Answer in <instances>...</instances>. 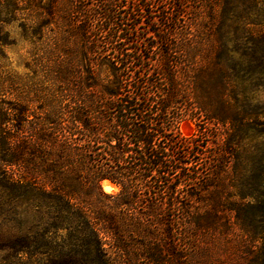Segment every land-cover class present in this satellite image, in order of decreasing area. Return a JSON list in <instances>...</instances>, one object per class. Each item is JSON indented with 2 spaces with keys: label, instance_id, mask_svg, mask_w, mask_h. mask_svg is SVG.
<instances>
[{
  "label": "trees",
  "instance_id": "obj_1",
  "mask_svg": "<svg viewBox=\"0 0 264 264\" xmlns=\"http://www.w3.org/2000/svg\"><path fill=\"white\" fill-rule=\"evenodd\" d=\"M19 13L0 264H264V0H0V46Z\"/></svg>",
  "mask_w": 264,
  "mask_h": 264
},
{
  "label": "rangeland",
  "instance_id": "obj_2",
  "mask_svg": "<svg viewBox=\"0 0 264 264\" xmlns=\"http://www.w3.org/2000/svg\"><path fill=\"white\" fill-rule=\"evenodd\" d=\"M17 17V20L11 21L4 26L7 38L5 44L0 46V77L7 79L5 83L10 91L16 93L18 90H22L31 93V91L35 90L37 77L40 74V69L36 60H34L33 53L37 52L36 48L38 47L42 50H49L51 47V39L49 37L52 33L49 34V28H47L48 37H44L43 43L38 44L24 30V15L19 13ZM196 123L197 120L194 117L186 116L179 122L178 130L180 134L184 136L192 135L196 130ZM109 182L111 187L105 190L103 185H101L102 189L107 193L118 192L119 187L111 181ZM211 248L213 249V245Z\"/></svg>",
  "mask_w": 264,
  "mask_h": 264
},
{
  "label": "bare ground",
  "instance_id": "obj_3",
  "mask_svg": "<svg viewBox=\"0 0 264 264\" xmlns=\"http://www.w3.org/2000/svg\"><path fill=\"white\" fill-rule=\"evenodd\" d=\"M101 185H103L105 190H108L111 187V183L108 180H103Z\"/></svg>",
  "mask_w": 264,
  "mask_h": 264
}]
</instances>
